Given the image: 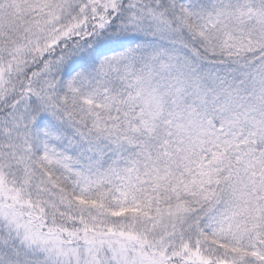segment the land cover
<instances>
[{
  "label": "snow or ice",
  "instance_id": "snow-or-ice-1",
  "mask_svg": "<svg viewBox=\"0 0 264 264\" xmlns=\"http://www.w3.org/2000/svg\"><path fill=\"white\" fill-rule=\"evenodd\" d=\"M0 264H264V0H0Z\"/></svg>",
  "mask_w": 264,
  "mask_h": 264
}]
</instances>
